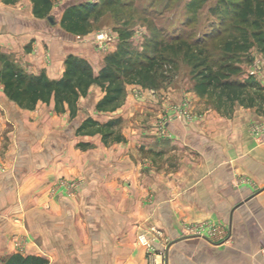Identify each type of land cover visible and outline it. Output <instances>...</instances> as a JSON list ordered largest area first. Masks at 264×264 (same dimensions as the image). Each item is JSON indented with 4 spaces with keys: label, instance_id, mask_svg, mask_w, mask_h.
I'll list each match as a JSON object with an SVG mask.
<instances>
[{
    "label": "crops",
    "instance_id": "0c3cea01",
    "mask_svg": "<svg viewBox=\"0 0 264 264\" xmlns=\"http://www.w3.org/2000/svg\"><path fill=\"white\" fill-rule=\"evenodd\" d=\"M43 22L31 0H0V54L56 79L68 53L86 54L59 39L74 34L58 23L55 38ZM253 62L242 103L223 98L228 105L210 108L207 94L191 92L197 120L173 119L163 129L154 99L135 96L134 84L106 111L96 109L103 91L91 85L74 117L55 112L52 101L21 108L0 86V114L16 138L0 133L1 260L21 252L47 264H153L136 241L146 231L155 234V259L168 264H264V130L253 132L264 126V70ZM86 116L120 121L103 140L94 129L77 130ZM62 176L83 180L71 197L51 193ZM206 220L223 234L211 240L190 231Z\"/></svg>",
    "mask_w": 264,
    "mask_h": 264
},
{
    "label": "rangeland",
    "instance_id": "374dc122",
    "mask_svg": "<svg viewBox=\"0 0 264 264\" xmlns=\"http://www.w3.org/2000/svg\"><path fill=\"white\" fill-rule=\"evenodd\" d=\"M81 1H88L92 5L88 11L90 29L85 33L74 34L73 38L59 39L75 43L78 51L86 54L83 57L92 66L97 67H100L105 53L117 49L124 43L135 52L145 50L150 55H154L160 64L155 67V73H149V78L143 82L126 83L125 86L134 84L137 88L134 95L137 97L144 94L152 96L155 102L152 100L151 104L161 110L157 124L162 126V129L173 119L185 125L197 120L196 111L190 104L189 98L191 92L197 93L193 88V76L196 71L193 66L199 59L205 58L208 64L217 68L221 57L228 56L223 52V44L228 39L233 40V37L239 33L233 6V2L238 0H57L49 13L54 21L53 24L44 17V24L41 27L45 26L50 35L58 37L60 32L56 28L62 8ZM109 2L111 4H108ZM4 25L6 26L5 23ZM247 29L250 30L251 27L247 25ZM154 42L158 44L156 47L153 46ZM175 46L178 48L180 46L178 51L172 50ZM259 54L257 47L251 45L245 55H241L242 71L238 74L239 78L252 77L246 66L242 65L243 61H255L253 63L264 70L263 62L256 57ZM213 93L207 94L206 106L213 108L221 102L228 105L229 101H225L224 96L221 98L218 89ZM186 104L190 112L188 117L181 116L178 112V109ZM0 110H4L1 102ZM2 114H0V133L4 138L8 135L15 144L16 138L12 135L9 118ZM62 179L78 182L73 194L83 183L80 178L62 176L53 182L51 193L53 188H58ZM140 232L152 234L146 231ZM151 236L154 237L155 234ZM2 262L0 258V264Z\"/></svg>",
    "mask_w": 264,
    "mask_h": 264
},
{
    "label": "trees",
    "instance_id": "16d2710c",
    "mask_svg": "<svg viewBox=\"0 0 264 264\" xmlns=\"http://www.w3.org/2000/svg\"><path fill=\"white\" fill-rule=\"evenodd\" d=\"M55 1L57 0H31L34 16L48 17ZM91 6L88 1L64 6L59 24L71 34L87 32L91 25L88 18ZM233 6L239 33L233 37V40L228 39L223 44V52L228 56L221 57L217 68L208 64L205 58L199 59L193 66L196 70L193 76V88L200 95L214 94L213 92L218 89L221 98L224 96L231 102L233 99H238L242 103L247 85H253L254 81L252 77L239 78L238 74L242 71L241 55H245L249 47L255 45L264 56V0H238L233 2ZM247 25L251 27L250 30L247 29ZM157 45L154 42L153 46ZM179 48L175 46L172 50L178 51ZM0 61V86L10 100L19 107L28 109L34 108L38 101L45 103L52 101L55 112L67 110L71 117L77 115L78 100L88 94L91 85L96 84L103 91V95L96 103V109L113 110L122 102L126 83L143 82L149 78V73L154 74L156 66L160 65L154 55H150L145 50L135 52L127 43L105 53L97 70L93 69L85 57L68 53L64 58V71L56 79L48 78L43 71L28 74L4 54H0ZM250 62V60L243 61L242 65L246 66ZM119 121V118H114L99 123L91 116H86L77 130L85 133L94 129L102 133L103 140H106L107 137L112 136V127ZM47 263V259L43 256L21 252L9 254L2 262V264Z\"/></svg>",
    "mask_w": 264,
    "mask_h": 264
},
{
    "label": "built area",
    "instance_id": "2783aa9c",
    "mask_svg": "<svg viewBox=\"0 0 264 264\" xmlns=\"http://www.w3.org/2000/svg\"><path fill=\"white\" fill-rule=\"evenodd\" d=\"M185 104V103H184ZM187 104L186 106H183L181 108L178 109V112L180 113V115H187L190 116L188 113L189 110L187 109ZM260 130H264V126H254L253 127V132L255 134L258 133V131ZM0 168H1V164H0ZM78 182L75 180H70V179H62L59 181V185L58 188H53L52 191L53 192H57L60 191V193H62L63 195H65L66 197H70L73 194V189L77 186ZM191 232L194 233H200V234H205L207 238L209 239H213L215 238V236L217 234H223V229L221 228V226H219L216 223H212L211 221H203L197 224H194L193 226H191L190 228ZM155 232V231H152ZM137 240L138 243L140 245H142L146 252L148 254H150L152 257V262L153 264H168L167 261H165V259H163L162 256H160V259H155L156 256V250L155 247L153 245V241L155 240V237L151 236L150 234H146L145 232H140L137 236Z\"/></svg>",
    "mask_w": 264,
    "mask_h": 264
},
{
    "label": "water",
    "instance_id": "95a60500",
    "mask_svg": "<svg viewBox=\"0 0 264 264\" xmlns=\"http://www.w3.org/2000/svg\"><path fill=\"white\" fill-rule=\"evenodd\" d=\"M52 23L54 22L52 19H51V16H48L47 17Z\"/></svg>",
    "mask_w": 264,
    "mask_h": 264
}]
</instances>
